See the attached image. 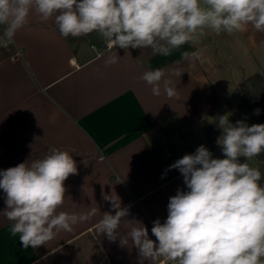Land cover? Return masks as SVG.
<instances>
[{"label": "crops", "instance_id": "obj_1", "mask_svg": "<svg viewBox=\"0 0 264 264\" xmlns=\"http://www.w3.org/2000/svg\"><path fill=\"white\" fill-rule=\"evenodd\" d=\"M240 34L252 45L264 43V32L250 25ZM70 37L63 38L52 20L42 23L33 15L13 44L0 46V170L42 159L51 148L67 151L77 174L64 182L60 210L99 211L38 248H24L0 214V264H138L136 248L97 236L95 224L111 210L101 192H115L129 207L127 218L142 221L155 241L153 221L163 222L169 197L186 190L179 171L169 166L202 144L223 158L216 123L225 114L231 122L239 83L235 102L216 85L208 69L216 61L228 63L209 45L208 32L167 57L150 48L109 50L102 37ZM184 51L199 55L182 60ZM115 53L118 63L105 66ZM156 68L169 71L178 98L154 96L138 79ZM175 69L181 76L171 74ZM249 163L259 169L255 158ZM4 198L0 189V211Z\"/></svg>", "mask_w": 264, "mask_h": 264}, {"label": "clouds", "instance_id": "obj_2", "mask_svg": "<svg viewBox=\"0 0 264 264\" xmlns=\"http://www.w3.org/2000/svg\"><path fill=\"white\" fill-rule=\"evenodd\" d=\"M33 15L42 23L52 20L63 38L96 33L109 50L150 48L165 57L207 30L233 34L250 25L264 32V0H0V46L13 44ZM198 55L184 51L181 59ZM119 59L109 54L105 66ZM138 79L154 96L178 98L165 68L145 71ZM216 125L222 130L216 144L223 158H214L202 144L169 166L179 171L186 190L178 188L169 197L163 222L153 221L155 241L142 221L127 218L129 207L121 206L115 192H101L111 210L95 224L97 236L136 248L138 264H264V184L261 171L249 163L264 152V124H233L225 114ZM75 174L72 155L57 148L42 159L0 170L6 205L0 214L24 248L46 246L61 231L72 232L97 214L98 208L60 210L64 182Z\"/></svg>", "mask_w": 264, "mask_h": 264}, {"label": "rangeland", "instance_id": "obj_3", "mask_svg": "<svg viewBox=\"0 0 264 264\" xmlns=\"http://www.w3.org/2000/svg\"><path fill=\"white\" fill-rule=\"evenodd\" d=\"M206 32L211 37L208 40L209 45L228 63V65L223 63L216 65L218 62L216 61L215 69L211 67L208 70L211 75L213 74L212 77L215 79L216 85L225 87L231 100L235 102L236 88L243 78L256 73L264 75V43L252 45L248 43L247 37L241 35L240 32L233 34L224 32L217 34L211 30ZM200 40V38L196 39L197 42H201Z\"/></svg>", "mask_w": 264, "mask_h": 264}, {"label": "trees", "instance_id": "obj_4", "mask_svg": "<svg viewBox=\"0 0 264 264\" xmlns=\"http://www.w3.org/2000/svg\"><path fill=\"white\" fill-rule=\"evenodd\" d=\"M87 36L94 41L101 38L96 33ZM238 94L239 101L231 122L234 124L238 120H243L249 126L252 124H264V75L256 73L243 78L238 85ZM256 109L260 110L259 115L255 114ZM254 158L258 162L259 170L262 173L260 183L264 184V152Z\"/></svg>", "mask_w": 264, "mask_h": 264}, {"label": "built area", "instance_id": "obj_5", "mask_svg": "<svg viewBox=\"0 0 264 264\" xmlns=\"http://www.w3.org/2000/svg\"><path fill=\"white\" fill-rule=\"evenodd\" d=\"M21 54V52L19 51V52H17V55H20ZM108 264H112V263H108ZM157 264H159V262H157ZM169 264H171V262H169Z\"/></svg>", "mask_w": 264, "mask_h": 264}]
</instances>
